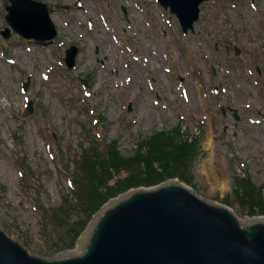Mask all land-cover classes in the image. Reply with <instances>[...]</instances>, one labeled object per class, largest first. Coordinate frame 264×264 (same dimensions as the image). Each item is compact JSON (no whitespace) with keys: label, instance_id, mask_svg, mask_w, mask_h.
<instances>
[{"label":"rangeland","instance_id":"obj_1","mask_svg":"<svg viewBox=\"0 0 264 264\" xmlns=\"http://www.w3.org/2000/svg\"><path fill=\"white\" fill-rule=\"evenodd\" d=\"M35 1L50 11L51 42L14 33L5 20L10 3L0 0V229L6 236L45 259L82 254L99 216L70 246L76 225L87 219L76 206L82 199L72 196L79 149L87 182L101 179L84 187V196L102 187L117 189V197L178 180L233 210L243 228L264 218V0L204 3L189 34L156 0ZM103 44L114 50L101 52ZM70 46L78 55L69 70L63 59ZM93 143L102 153L112 145L110 162L102 163L101 153L99 163L91 159Z\"/></svg>","mask_w":264,"mask_h":264},{"label":"water","instance_id":"obj_2","mask_svg":"<svg viewBox=\"0 0 264 264\" xmlns=\"http://www.w3.org/2000/svg\"><path fill=\"white\" fill-rule=\"evenodd\" d=\"M206 1L158 0L176 16L184 33L194 30L199 6ZM10 2L6 19L14 31L26 38L55 36L43 3ZM75 55L74 47L66 52L69 68ZM190 191L167 185L109 202L76 256L45 259L0 229V264H264V222L243 229L233 210Z\"/></svg>","mask_w":264,"mask_h":264},{"label":"trees","instance_id":"obj_3","mask_svg":"<svg viewBox=\"0 0 264 264\" xmlns=\"http://www.w3.org/2000/svg\"><path fill=\"white\" fill-rule=\"evenodd\" d=\"M161 136H158L156 138H160ZM174 141V140H173ZM183 143H185L182 140ZM169 146H173V144L167 145V147ZM167 147H163L166 148ZM144 147H141V150ZM113 147L112 145H109L106 149V151L104 153L100 152L97 148H91V150H93L95 152L93 158H91L92 160H94L95 162L99 163L100 162V153L102 154L101 157V161L102 163L106 164L108 162H110L111 160V151H112ZM184 150V154L186 152L185 149H181V151L183 152ZM145 151V149H144ZM149 158L151 157V152L153 151H149ZM144 155H147V152H144ZM138 158H143L141 153L139 152L138 154ZM173 159V156H172ZM80 162L83 163L84 162V155L81 154L80 156ZM90 164H93V161H89ZM120 163H122V160L118 159V160H114L112 163L113 169L114 171H116V169L121 168ZM179 163V161H176L173 163L174 165H177ZM115 166V168H114ZM82 168L80 167L79 169H77V172L75 174V178L73 180L74 182V197L77 199H82V200H78L79 201V205L80 208H84L82 210V212L84 213V215L86 216L87 219L84 218V220L80 221L77 225H76V229L73 230V235H72V241L70 246H72L74 244V240L78 237L79 233L81 232V230L83 229V227L85 226V224L87 223V221L90 219V217L93 215V213L102 205V203L99 202L100 197L105 196V197H114L113 193L116 192L117 189L115 190H109L106 191V189L104 188H99L96 191H94L92 193V195H90V193L88 192L86 196H84V194H81V192L85 190V188H91V187H97L100 184L101 179L98 178H93L90 180V182H87L88 179V175L89 172L85 171L81 173ZM117 172V171H116ZM101 175H106L105 172H103ZM123 182H132L133 181H123ZM85 187V188H84ZM257 195V192H256ZM258 196V195H257ZM83 197V198H82ZM262 199H260V204L262 205V208H264V202L261 201ZM86 204V207H84L83 205ZM260 206V205H259Z\"/></svg>","mask_w":264,"mask_h":264},{"label":"bare ground","instance_id":"obj_4","mask_svg":"<svg viewBox=\"0 0 264 264\" xmlns=\"http://www.w3.org/2000/svg\"><path fill=\"white\" fill-rule=\"evenodd\" d=\"M98 48V50H101V52H108V51H112V50H114V46L112 45V44H110V45H105V44H103V45H101V46H98L97 47ZM104 64V63H103ZM102 64V65H103ZM103 67V66H102ZM101 67V68H102ZM139 120V119H138ZM132 121H135V119L133 118V120ZM22 139V138H21ZM248 220V219H247ZM248 221H251V220H248Z\"/></svg>","mask_w":264,"mask_h":264}]
</instances>
